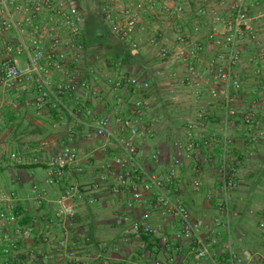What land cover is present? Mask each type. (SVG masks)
<instances>
[{"label":"built area","instance_id":"built-area-1","mask_svg":"<svg viewBox=\"0 0 264 264\" xmlns=\"http://www.w3.org/2000/svg\"><path fill=\"white\" fill-rule=\"evenodd\" d=\"M197 1L195 15L209 19L202 39L198 25L194 34L177 28L168 36L159 26L150 32V45L157 47L165 64L180 67L176 76L193 108L185 117L183 133L173 139L166 172L157 174L141 163L138 149L139 141L152 139L155 133L156 121L149 117L151 80L120 70L119 65L112 75L99 76L88 61L85 16L71 0H0V29L17 33V50L27 57L23 67L0 63V87L12 90L23 81L26 91L29 82L37 92V115L52 109L64 115L54 124V128L66 126L63 150L43 157L48 141H42L36 150V164L45 166L46 186L61 185L71 172H84L73 146L78 129L84 128L101 140L103 152L111 146L118 149L119 155L107 160L105 168L117 177L120 187L133 190L129 208L133 203L147 206L139 220L124 225L121 244L125 253L117 257L106 243L88 236L81 248H75L71 237L76 213L72 203L86 197L89 204H95L100 183L82 188L69 185L53 201V212L33 214L22 212L20 203L30 200L41 211L47 202L46 188L32 184L25 199L15 192H0V264H242L228 224V239L222 241L215 229L193 217L173 189L180 184L179 169L187 162L210 165L219 183V211L228 216L232 194L241 180L243 158L253 155L247 149L254 150L264 141V47L257 29L264 12L255 10L262 0H218L215 6L209 0ZM97 5L111 34L132 51L139 48L134 37L145 33L147 16L160 11L182 20L190 9L183 0H97ZM46 21L48 45L42 34ZM60 30L66 38L59 35ZM249 43L253 52L247 55ZM242 66L252 71V91L245 88ZM100 77L115 95V112L105 116H99L89 104L95 98L105 99L98 86ZM75 96L84 102L71 108L65 99ZM4 158L10 165L22 164L19 152L0 148V161ZM89 158L94 159L95 154L91 152ZM193 185L200 190L202 184L197 179ZM154 210L174 222L171 230L152 224ZM124 220H128L126 215ZM259 228L264 232V221ZM153 236L158 239L150 247L143 238ZM44 247L49 250L43 251Z\"/></svg>","mask_w":264,"mask_h":264},{"label":"crops","instance_id":"crops-1","mask_svg":"<svg viewBox=\"0 0 264 264\" xmlns=\"http://www.w3.org/2000/svg\"><path fill=\"white\" fill-rule=\"evenodd\" d=\"M183 1L190 4V9L188 8L189 10H187L182 20L173 19L171 18L172 16L160 11L154 16L145 18L143 23L145 33L142 36L134 37V40L139 44V48L136 51H132L133 54L139 56L145 38L148 40L147 45H150V32L155 26L161 27L168 36H172V33L177 28L186 30L188 34H194L195 27L198 25L202 32L199 38L202 39L204 37L206 28L209 26V19L198 18L195 15L198 7L197 3H200V1ZM209 1L213 6L218 2V0ZM255 10L264 12V0L260 2V5ZM82 12L85 16V12L83 10ZM16 18L20 21L21 16L19 15ZM262 22L258 26L261 24L263 26L259 30V34L261 46L264 47V19ZM87 23L88 21L85 19L84 36ZM42 26V34L46 37L45 42L48 45L50 41L47 34L48 22L46 21ZM261 32L263 33L261 34ZM28 33L29 36L33 34L31 28H29ZM58 33L62 38H66L64 31L60 30ZM84 39L86 42V36ZM17 45V33L0 29V63L10 62L19 67H23L26 64L27 57L22 51L17 50ZM9 49L11 50L9 51ZM252 50L253 46L249 43L246 46L247 55L251 54ZM209 53H213L212 49L209 50ZM133 67L132 73L130 71L126 72H130V74L139 78L151 80L152 87L149 98L151 99L152 107L149 117L156 121L154 126L155 133L151 141H148L149 138L138 142L140 161L153 173H163L166 172L167 164L173 153V139L183 133V123L187 115L184 118L182 117L181 120L183 119V121L178 123L172 122L169 125L168 121L174 118L173 116L175 115L172 114L182 112L180 109L181 104L176 101L186 100L187 97L185 98L182 94L185 91H182L183 86L179 79H174L176 83H179V88L170 85L171 89L168 97L170 102H167V105L162 109L161 100L158 98L159 94L156 93V90L159 93L163 92L160 89V85H166V82L160 83L158 86L162 78H158L153 70L146 72L138 64ZM102 68L98 69L99 76L104 75ZM106 68L108 70V66ZM114 69L116 70V67ZM119 69L125 71L121 67ZM241 69L244 76L245 74L249 76L246 73L248 70L252 74L248 66H242ZM246 76L244 77L245 79ZM53 78L54 81L58 80L57 75ZM99 80L98 86L102 95H105V99L95 98L89 104L94 106L99 116H105L115 112V95L110 90L112 98L109 100L106 97L107 89L105 91V88L108 87L103 84L101 77ZM252 81L255 85L254 77ZM253 84L250 86L252 87ZM26 85V91H23V81L12 90L0 87V148L6 152H19L22 162V164L16 166L15 164L10 165L11 161L5 158L0 161V192H15L25 199L31 185L34 183L40 184L47 191V202L41 211H38L30 200H24L20 203L22 212L33 214L34 212H53V201L69 185H76L82 188L95 182L100 183L101 187L96 194L98 199L95 204H89L86 197L72 203L76 213L73 226L70 229L71 237L75 248H81L84 245V237L88 236L95 242L106 243L115 256L124 257L125 250L121 244L123 227L131 221L139 220L143 212L146 211L147 206L144 203L140 205L133 203L132 208H129L128 205L132 200L133 190L120 187L117 177L112 171L105 168L107 160L119 155L118 149L111 146L113 148L103 152L99 149L101 140L92 137V130L79 128L73 146L77 149L82 159L84 172L82 174L71 172L61 185L46 186L45 166L43 163L40 165L36 164V160L39 157V153L36 150L40 147L42 141L50 143L49 148L44 150L43 157L48 158L63 150L67 142L66 126L60 125L54 128V124L64 115L56 109L45 110L42 115H37L34 106L37 92L31 83L27 82ZM245 88L247 89V86ZM164 90L167 91V88ZM126 96L128 97L129 94H126ZM65 101L71 108L80 106L84 102L83 99L81 101L76 100V96L73 99L66 98ZM166 125L172 127V129H167ZM161 135L165 136L163 140L160 139ZM247 150L251 151L253 155L243 158L241 180L232 194L228 216L219 211V183L215 171L210 165H194V162H187L185 166L179 169L180 184L173 189V193L190 210L194 218L202 220L205 225L215 229L222 241L228 239L226 235L228 224L231 231V242L239 253L240 258L243 259L242 264H264V232L259 228V224L264 221V141L254 150ZM91 152L95 154L94 159L89 158ZM157 156L159 157L158 159ZM197 179L202 184L200 190L194 189L193 184ZM154 212L152 224H161L171 230L174 222L171 219L162 217L160 213H157V210H154ZM124 215L127 216L128 220H124ZM81 218L84 221L83 227L78 224ZM27 221L25 220V222ZM149 238V241L144 240V242L150 243V247H153L158 238L156 236ZM44 250L47 251L49 249L44 247Z\"/></svg>","mask_w":264,"mask_h":264},{"label":"rangeland","instance_id":"rangeland-1","mask_svg":"<svg viewBox=\"0 0 264 264\" xmlns=\"http://www.w3.org/2000/svg\"><path fill=\"white\" fill-rule=\"evenodd\" d=\"M74 5L78 6L81 10L85 12V19H87L88 23L86 25V38L87 42H85L86 47H87V54L89 56V61L90 63L98 70L101 69L104 75H112L115 71V67L119 65V67L123 68L126 71H132L134 70L133 66L135 64H138L141 68H143L146 72L153 70L154 73H156V76L160 79V83L166 82V85H160V89L163 90V92H160L156 90V93L159 95V99L161 100V108L163 109L164 106L167 105V102H170L169 97V90L171 89L170 85H173L176 88H179V83H176L174 79H178L176 76V73L178 70H180V67L177 64H174L172 62L166 63L161 59L159 54L157 53V47H153L152 45H147L148 40L145 38L143 42V47L140 50L139 54V61L138 62H133L132 64L130 63L131 61H126L123 63V57L127 55L128 51H132L129 46L126 44L120 42L117 38H115L108 26L104 24L102 21V17L100 14V10L97 5V0H71ZM263 23V22H262ZM263 28L262 24L258 26L257 24V29L260 30ZM186 31V30H185ZM187 32V31H186ZM263 32H261L262 34ZM146 37V36H145ZM108 66L105 69V67ZM149 68V69H148ZM153 68V69H152ZM131 69V70H130ZM129 72V73H130ZM133 72V71H132ZM131 72V73H132ZM241 74L243 75L242 69L240 70ZM128 73V72H127ZM246 73H248L249 76H246L245 79V86H247V91H252L255 87L253 84V75L250 74L251 72L248 70ZM178 74V73H177ZM252 75V76H251ZM244 76V75H243ZM244 76V77H245ZM59 78V76L57 75ZM255 80V79H254ZM247 83V85H246ZM253 86L251 87L250 85ZM167 88V91L164 89ZM173 88V87H172ZM106 92V97L110 100L112 98V93L109 88H105ZM182 91H185L182 93L185 98L187 97L188 93H186V90L182 88ZM180 105V109L182 112H176V114L173 116L174 118L171 121H168V124L170 125L172 122L178 123L181 120V118L185 117L188 115L191 110H192V105L190 104V101L186 98L181 99V101H176ZM167 129H172V127L166 125ZM165 136L161 135L160 139H164ZM148 141H151L149 139ZM150 143V142H147ZM83 219L81 218L80 221H78V224H81L80 226L83 227Z\"/></svg>","mask_w":264,"mask_h":264},{"label":"trees","instance_id":"trees-1","mask_svg":"<svg viewBox=\"0 0 264 264\" xmlns=\"http://www.w3.org/2000/svg\"><path fill=\"white\" fill-rule=\"evenodd\" d=\"M86 34V32H85ZM87 42V41H86ZM138 59H139V56L136 54H133L132 51H128L127 52V55L123 57V63L126 62V61H131L130 63L132 64L133 62H138ZM127 63V62H126ZM143 240L145 241H149L150 238L149 237H144Z\"/></svg>","mask_w":264,"mask_h":264}]
</instances>
